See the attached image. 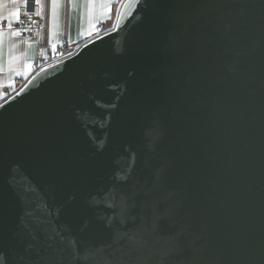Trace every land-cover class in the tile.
<instances>
[{"label": "water", "instance_id": "water-1", "mask_svg": "<svg viewBox=\"0 0 264 264\" xmlns=\"http://www.w3.org/2000/svg\"><path fill=\"white\" fill-rule=\"evenodd\" d=\"M71 50L0 101L4 264H73L121 190L148 228L120 264H264V0H124Z\"/></svg>", "mask_w": 264, "mask_h": 264}, {"label": "crops", "instance_id": "crops-1", "mask_svg": "<svg viewBox=\"0 0 264 264\" xmlns=\"http://www.w3.org/2000/svg\"><path fill=\"white\" fill-rule=\"evenodd\" d=\"M124 0H62L53 7L51 0H41L43 25L37 38H24L17 30L3 31L0 37V90L11 85L19 88L36 70L39 55L48 57L58 44L73 48L101 34V26H114ZM24 0H0V18L13 21ZM13 32L18 34L13 35ZM1 97V95H0Z\"/></svg>", "mask_w": 264, "mask_h": 264}, {"label": "snow or ice", "instance_id": "snow-or-ice-1", "mask_svg": "<svg viewBox=\"0 0 264 264\" xmlns=\"http://www.w3.org/2000/svg\"><path fill=\"white\" fill-rule=\"evenodd\" d=\"M36 3H40L41 0H35ZM62 2V0H51V4L53 7V14L55 13V6L57 3ZM69 3H75L76 0H68ZM87 2L91 3L92 0H87ZM111 2V0H109ZM129 4H136L138 7L140 5V0H126ZM27 3V0H25ZM17 18H19L18 12L15 13ZM10 27V25H9ZM13 35L18 34L17 32H13ZM3 31L0 29V37H2ZM102 106V105H101ZM4 104H0V109L4 108ZM4 168V162L0 160V171ZM121 180L122 183H125L128 179L127 175L119 178H115ZM9 187L13 192L16 193L17 196L21 194L27 196L28 192L25 191L18 184H13L11 181L9 182ZM5 187L0 184V205L3 204L5 197ZM95 196L98 198V202L100 204H104L105 197H110V189H103L101 191H97ZM122 201L118 204L116 202L107 203L106 207L112 210V216L109 218V223L106 225V228L110 230L109 239L107 241H100L95 244H87L82 239L78 238L75 233H71L68 236H61L62 241L67 242L68 248L71 250V256L73 258V264H120V261L116 259L119 254L120 249L125 246L128 247V252L135 251L134 245L138 242V230L143 227L145 229L148 228L147 225H136L135 217L131 216L127 212V205L130 199L129 193L121 190ZM121 210L119 212L116 211L117 208ZM69 214L75 215L76 210L69 208ZM30 214V213H29ZM164 221L163 217H159L156 220L155 225L152 227L151 231L155 233H159L161 230V224ZM133 223L134 227L129 228L127 225L129 223ZM88 228V223L85 222L80 225L78 231L80 234H86V230ZM38 239L37 236H33V240ZM34 245H28V248H32ZM63 250V249H62ZM7 259V253H3L0 250V264H4V261Z\"/></svg>", "mask_w": 264, "mask_h": 264}, {"label": "built area", "instance_id": "built-area-1", "mask_svg": "<svg viewBox=\"0 0 264 264\" xmlns=\"http://www.w3.org/2000/svg\"><path fill=\"white\" fill-rule=\"evenodd\" d=\"M18 14L19 18H17L16 16L13 21L8 20L7 18H0V29L6 30L8 32L17 30L18 33L24 38H37L38 31L43 25V17L40 4L36 3L35 0H27V3H25L24 0L23 5L18 11ZM71 52V46H69L67 43L58 44L55 47L54 52H49L48 57L45 58L42 55H39L37 57L35 63L36 70L63 59ZM17 89L18 88H14L11 85L2 87L0 90V101L9 97Z\"/></svg>", "mask_w": 264, "mask_h": 264}, {"label": "trees", "instance_id": "trees-1", "mask_svg": "<svg viewBox=\"0 0 264 264\" xmlns=\"http://www.w3.org/2000/svg\"><path fill=\"white\" fill-rule=\"evenodd\" d=\"M111 29V25H109V26H101V30H100V32H101V34L102 33H104V32H106V31H108V30H110Z\"/></svg>", "mask_w": 264, "mask_h": 264}]
</instances>
